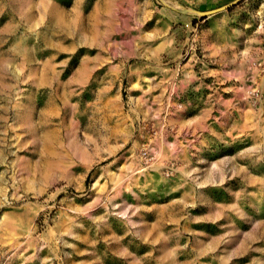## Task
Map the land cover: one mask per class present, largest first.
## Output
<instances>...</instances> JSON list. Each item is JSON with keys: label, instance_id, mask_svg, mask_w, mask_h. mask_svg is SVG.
I'll return each instance as SVG.
<instances>
[{"label": "rangeland", "instance_id": "obj_1", "mask_svg": "<svg viewBox=\"0 0 264 264\" xmlns=\"http://www.w3.org/2000/svg\"><path fill=\"white\" fill-rule=\"evenodd\" d=\"M0 264H264V0H0Z\"/></svg>", "mask_w": 264, "mask_h": 264}]
</instances>
